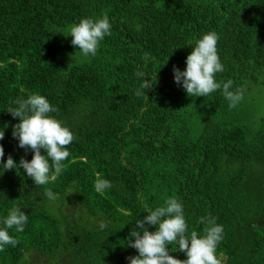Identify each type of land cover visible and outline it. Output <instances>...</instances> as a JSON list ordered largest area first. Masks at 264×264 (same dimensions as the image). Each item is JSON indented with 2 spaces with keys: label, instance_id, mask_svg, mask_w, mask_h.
Returning a JSON list of instances; mask_svg holds the SVG:
<instances>
[{
  "label": "trees",
  "instance_id": "1",
  "mask_svg": "<svg viewBox=\"0 0 264 264\" xmlns=\"http://www.w3.org/2000/svg\"><path fill=\"white\" fill-rule=\"evenodd\" d=\"M104 15L111 35L86 57L69 29ZM208 31L219 35L216 80L247 89L233 109L222 89L191 97L174 81L173 67H186L189 44ZM137 72L153 83L139 96ZM255 91L264 98V0H0L4 159L33 155L12 135L19 118L6 109L17 98L46 96L74 135L54 182L35 186L23 168L0 169V219L13 207L28 216L22 232L9 229L18 243L0 251V264H127L138 254L126 246L135 219L169 197L183 203L189 233L202 234L208 215L223 225L225 264H264V110ZM98 176L112 183L104 194L94 190Z\"/></svg>",
  "mask_w": 264,
  "mask_h": 264
},
{
  "label": "clouds",
  "instance_id": "2",
  "mask_svg": "<svg viewBox=\"0 0 264 264\" xmlns=\"http://www.w3.org/2000/svg\"><path fill=\"white\" fill-rule=\"evenodd\" d=\"M111 31L110 19L104 15L95 19L82 18L71 26L68 35L72 37L71 44L88 57L97 54L100 43L111 35ZM218 39L216 32L208 31L190 43L192 50L186 57V67L183 70L173 67L174 81L181 84L191 97H206L222 89L228 108L233 109L244 99L247 89L244 86L234 88L231 79L223 83L216 80V74L224 71L217 51ZM136 76L141 79L136 91L139 96L153 83L150 78H144L143 72H137ZM6 110L13 118H19V122L12 127V135L17 139L18 147L31 150L33 155L31 160L22 157L17 162L11 155L5 160L4 147L0 144V169L19 171L23 168L35 186L56 181L62 173L63 162L70 155L67 146L74 139L71 129L51 115L57 112V108L46 96L32 93L26 99L11 101ZM6 127L0 128V140L4 138ZM111 188V181L99 176L96 178L94 190L97 193L104 194ZM44 195L49 202L54 203L58 199L51 189ZM144 208L147 214L135 219L136 227L130 232L126 245L135 248L138 254L128 257L127 264H225L223 256L217 252L218 245L224 239V228L215 217L208 215L201 218L200 223L204 225L202 234L196 231L189 233L183 203L177 198L169 197L155 208L145 204ZM27 222L28 216L22 208L9 209L7 215L0 219V225H3L0 227V251L5 246L15 247L18 243L10 235L9 229L22 232ZM100 226L103 228L104 224ZM151 226H155V231L150 230ZM169 245H175V250L183 252L186 258L179 259L171 255Z\"/></svg>",
  "mask_w": 264,
  "mask_h": 264
},
{
  "label": "rangeland",
  "instance_id": "3",
  "mask_svg": "<svg viewBox=\"0 0 264 264\" xmlns=\"http://www.w3.org/2000/svg\"><path fill=\"white\" fill-rule=\"evenodd\" d=\"M251 96L254 97L255 105L259 107L261 110H264V98L260 93L255 91ZM254 103V102H253ZM253 103H251L253 105Z\"/></svg>",
  "mask_w": 264,
  "mask_h": 264
}]
</instances>
